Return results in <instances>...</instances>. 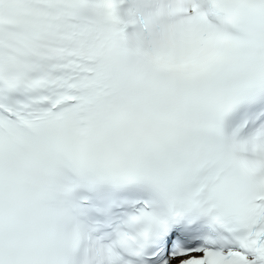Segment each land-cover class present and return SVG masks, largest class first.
<instances>
[{
    "label": "snow or ice",
    "instance_id": "snow-or-ice-1",
    "mask_svg": "<svg viewBox=\"0 0 264 264\" xmlns=\"http://www.w3.org/2000/svg\"><path fill=\"white\" fill-rule=\"evenodd\" d=\"M0 264H264V0H0Z\"/></svg>",
    "mask_w": 264,
    "mask_h": 264
}]
</instances>
